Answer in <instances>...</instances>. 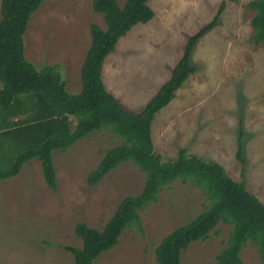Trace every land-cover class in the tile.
Here are the masks:
<instances>
[{
  "label": "rangeland",
  "instance_id": "obj_1",
  "mask_svg": "<svg viewBox=\"0 0 264 264\" xmlns=\"http://www.w3.org/2000/svg\"><path fill=\"white\" fill-rule=\"evenodd\" d=\"M251 1L151 0L153 19L120 39L105 67L113 97L125 108L134 107L135 102L136 108H143L157 90L145 91L148 98L138 101L137 94L129 93L125 85L139 79L143 71L146 78L156 61L171 63L173 54L180 55L188 38L211 21L223 3L220 23L192 52L195 73L154 117V153L168 162L185 149L188 156L214 162L264 204V48L251 42L254 13L247 7ZM116 2L122 7L126 0ZM91 5L92 0H43L23 37L25 59L38 70L56 66L69 94L81 90L80 67L90 47V26L105 29ZM139 62L146 65L139 68ZM134 86L143 88L144 82L137 80L131 88ZM10 115L0 111V131L24 118L12 121ZM70 122L72 127L76 123L74 119ZM238 141L244 166L236 159ZM3 142L0 170H7L22 148L11 133ZM120 143L102 131L78 141L66 153L54 151L56 192L45 185L36 159L23 165L17 176L0 181V264H73V257L63 247L81 248L73 232L75 225L85 223L101 231L120 201L139 195L143 188L144 176L130 162L95 187H88V175L105 152ZM207 205L200 190L180 180L172 183L139 213L142 234L136 228L127 229L118 245L94 264H156L157 245ZM231 230L218 224L206 241L182 252L181 264H215ZM241 260L242 264H262L250 244L242 250Z\"/></svg>",
  "mask_w": 264,
  "mask_h": 264
},
{
  "label": "trees",
  "instance_id": "obj_2",
  "mask_svg": "<svg viewBox=\"0 0 264 264\" xmlns=\"http://www.w3.org/2000/svg\"><path fill=\"white\" fill-rule=\"evenodd\" d=\"M150 1L126 0L121 7L116 0H92L91 9L102 17L105 29L90 26V47L80 68L81 90L78 94H69L56 66L38 70L24 57L23 37L43 0H1L0 111L10 113L12 118H24L14 121L0 136L4 141L5 135L11 133L14 140L21 141L22 148L10 168L0 170V181L17 176L23 165L36 159L45 185L56 192L52 153H66L78 141L107 131L121 143L105 152L87 177L88 187H95L126 162L143 174L144 185L139 195L120 201L101 231L85 223L75 225L73 232L81 241V248L63 247L73 257V264H94L101 254L118 245L127 229L136 228L142 234L139 213L157 201L163 188L178 180L200 190L208 205L157 245L156 264H181L182 252L191 244L206 241L220 223L232 230L215 264H242L241 252L249 244L264 264V204L249 194L242 182L229 178L222 166L188 156L185 149L178 151L175 160L163 162L154 153L151 136L154 117L170 104L175 92L195 73L192 52L200 39L218 26L225 5L222 3L211 21L188 38L170 79L142 111L127 110L104 88L101 71L105 59L135 26L153 19ZM247 7L254 13L250 22L251 42L264 48V0H252ZM72 119L76 121L73 127ZM239 132L241 137V129ZM236 159L244 166L241 141H238Z\"/></svg>",
  "mask_w": 264,
  "mask_h": 264
},
{
  "label": "crops",
  "instance_id": "obj_3",
  "mask_svg": "<svg viewBox=\"0 0 264 264\" xmlns=\"http://www.w3.org/2000/svg\"><path fill=\"white\" fill-rule=\"evenodd\" d=\"M154 2H150V4L148 5V6H150V8H151V10L153 11V9H152V7H151V4H153ZM210 22V21H209ZM207 24V23H206ZM205 24V25H206ZM139 25H143V24H139ZM138 26V25H137ZM204 26V25H203ZM202 26V27H203ZM136 27V26H135ZM201 27V28H202ZM205 37V36H204ZM124 38V37H123ZM122 39V38H121ZM119 42V41H118ZM117 44H119V43H117ZM186 44V43H185ZM117 46L118 45H116V47H115V51H116V48H117ZM185 46V45H184ZM184 46H183V48H184ZM183 48H182V51H180L179 53H180V55L179 56H176V54H175V56H174V54H173V56H172V58H171V63H169L170 62V60L167 62V64L165 63V61H164V63H160V62H158V61H156L155 63H154V66H153V69L151 70V73H148L147 74V76H146V78L144 77V71L142 72V75L141 76H138L139 77V79H137V80H140V79H142V81L144 82V87L143 88H140L139 86H134V87H132L131 88V84L133 83V82H136V81H132L131 83H130V85H128V84H126L125 85V87H127V88H129V93H134V94H137L136 96H138L139 97V100L138 101H140L141 99H147L148 97H144V95H145V91H149L150 89H152V91L154 92V90H157L156 91V93H155V95L157 94V92H158V90L160 89V87L163 85V84H165L169 79H170V77H171V74H172V71H173V69H174V67L176 66V64L178 63V61L180 60V58L182 57V54H183ZM114 51V52H115ZM113 52V53H114ZM112 53V54H113ZM86 55V54H85ZM110 56V55H109ZM109 56L105 59V61H104V63H103V66H102V71H101V80H103L102 81V83H103V85H104V88L106 89V91L107 92H109L110 94H111V92H110V90L108 89V87H109V85H108V81H107V77H106V74H107V70H106V67H105V63H106V60L109 58ZM142 62V61H141ZM141 62H139V68L141 67V66H143V65H146V64H141ZM104 67V68H103ZM147 67V66H146ZM81 68V67H80ZM157 71H160L159 73H156ZM132 72H134V71H132ZM131 72V73H132ZM156 73V74H155ZM135 74V73H134ZM133 75V74H132ZM145 78H143V77ZM137 77V76H136ZM105 82V83H104ZM154 86V87H153ZM154 88V89H153ZM112 95V94H111ZM155 95H153V97L155 96ZM113 96V95H112ZM151 96H152V94H151ZM152 97V98H153ZM151 98V99H152ZM151 99H149V101L151 100ZM117 100V99H116ZM121 105H122V103L120 102V100H117ZM148 101V102H149ZM173 101V100H172ZM171 101V102H172ZM147 102V103H148ZM170 102V103H171ZM146 103V104H147ZM137 104V102H135L134 104H133V106L134 107H130L129 106V108H126L127 110H129V111H132V112H136V113H138V112H140V111H142L143 110V108L145 107H143V108H141V109H139L138 107L136 108L135 107V105ZM125 107V106H124ZM127 107V106H126ZM14 120V118L12 119V121ZM153 122H154V120H153ZM152 122V123H153ZM151 131H152V126H151ZM3 132H4V130L3 131H0V136L3 134ZM151 136H152V133H151ZM152 142H153V139H152ZM153 145H154V143H153ZM0 146H4V144H3V141H1L0 140Z\"/></svg>",
  "mask_w": 264,
  "mask_h": 264
}]
</instances>
